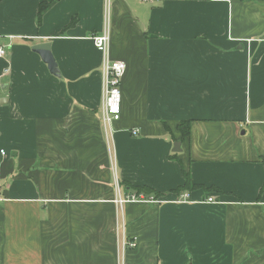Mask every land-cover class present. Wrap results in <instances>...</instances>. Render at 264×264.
Masks as SVG:
<instances>
[{
  "label": "crops",
  "instance_id": "1",
  "mask_svg": "<svg viewBox=\"0 0 264 264\" xmlns=\"http://www.w3.org/2000/svg\"><path fill=\"white\" fill-rule=\"evenodd\" d=\"M0 46V264H264V0H0Z\"/></svg>",
  "mask_w": 264,
  "mask_h": 264
},
{
  "label": "built area",
  "instance_id": "2",
  "mask_svg": "<svg viewBox=\"0 0 264 264\" xmlns=\"http://www.w3.org/2000/svg\"><path fill=\"white\" fill-rule=\"evenodd\" d=\"M154 2L156 0H144ZM94 47L101 53V77H102V105H101V120L106 128H111L113 123L118 121L121 115V91L120 83L125 71V64L120 60H112L108 56L109 45V30L107 27L100 34H95L92 37ZM5 54L3 46H0V57ZM132 134H136L138 130L135 128ZM2 152V151H1ZM188 196L181 194L177 200H185ZM125 199L118 198V203H123ZM207 202H217L213 197L208 196ZM135 240L125 238V247H134Z\"/></svg>",
  "mask_w": 264,
  "mask_h": 264
},
{
  "label": "trees",
  "instance_id": "3",
  "mask_svg": "<svg viewBox=\"0 0 264 264\" xmlns=\"http://www.w3.org/2000/svg\"><path fill=\"white\" fill-rule=\"evenodd\" d=\"M51 5V2H47V1H42L39 2L38 4V11H37V20L38 22L40 21L43 13L46 11V9ZM190 120L189 119H183L181 120L177 125H176V129L180 132L181 134V139L185 138L186 136L189 135V128H190ZM166 127V130H169L167 125L164 124ZM185 186H190V181H189V174L185 173ZM124 186L130 189H133L134 191H136L137 193H144V194H153L154 196H158V192L151 190L147 187H143V186H133L130 185L128 183H124Z\"/></svg>",
  "mask_w": 264,
  "mask_h": 264
},
{
  "label": "water",
  "instance_id": "4",
  "mask_svg": "<svg viewBox=\"0 0 264 264\" xmlns=\"http://www.w3.org/2000/svg\"><path fill=\"white\" fill-rule=\"evenodd\" d=\"M32 50L40 55L41 59L47 64L48 69L52 74H58V68L56 65V61L50 51L49 42L36 44L32 47ZM174 146V151L179 150L180 142L176 141Z\"/></svg>",
  "mask_w": 264,
  "mask_h": 264
}]
</instances>
